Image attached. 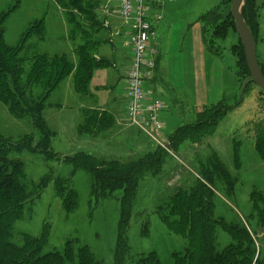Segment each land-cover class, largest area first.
I'll return each instance as SVG.
<instances>
[{
    "label": "rangeland",
    "instance_id": "1",
    "mask_svg": "<svg viewBox=\"0 0 264 264\" xmlns=\"http://www.w3.org/2000/svg\"><path fill=\"white\" fill-rule=\"evenodd\" d=\"M64 2L0 0V18L11 11L4 23L7 43L18 45L27 30L44 19L48 44L42 45L36 35H32L25 44L23 54L43 53V46H46L45 51H55L57 41L60 42L62 35L67 34L61 25L64 13L59 7L66 5ZM232 2L174 0L160 12L162 20L155 26V40L160 55L156 87L159 99L168 107L161 118L166 124L165 129L152 131L157 142L167 145L171 135L185 125V121L189 123L192 120L193 111L197 108L212 107L225 98L227 105L236 106L226 115L214 135L197 150L198 154L189 145H184L177 154L170 152L159 178L149 179L139 186L128 234L129 243L133 253H157L161 264H174L173 254L183 252L187 243L183 238L171 234L160 221L156 212L161 204L160 196L166 192L171 194L178 186L191 187L196 176L200 175L197 161L210 158L209 149L217 152L230 178L237 181L233 189L226 183L217 185L215 203L218 216L229 221H234L237 216L249 220L252 195H264V159L257 151L258 140H264V95L258 86L251 84L241 97V89L248 76L239 57V35L223 27V22L231 13ZM249 4L250 20L257 36L258 57L264 70V0H250ZM100 5V12L96 14L102 26L99 32L104 36L105 47H110L107 45L109 33L116 26L119 27L118 7L114 0H106ZM204 30L207 32L205 37ZM66 51L69 50L66 48ZM29 64L26 63V69ZM164 80L169 84H163ZM70 82L71 78L52 93L47 102L50 109L45 112L54 130L59 124L65 130L60 133V139L58 136L53 139L51 151L58 158L48 159L41 153L29 151L20 157H13L24 165L26 184L31 194L24 216L16 228L18 232L36 236L45 224H51L46 250L61 249L67 240L77 239L80 245L88 246L102 264H112L120 217L119 203L113 198L95 199L90 194L88 173L78 170L72 175L74 168L71 164H65L63 157L74 151V154L86 153L128 162L152 152L158 148V143L136 128L131 130L134 139L125 138V134L121 138V134L113 133L115 137L111 142L103 136L98 140L90 135H80L77 131L79 119L76 109L79 97L72 90L73 82L68 92L67 85ZM38 92L39 89L36 90ZM116 92L126 107L125 84L116 87ZM176 99L177 102L174 101ZM60 104H63L62 112L58 108ZM58 111L62 115L60 122L57 121ZM35 132L32 120L16 117L0 102V135L19 141ZM58 141L60 148L57 147ZM53 175L54 180L51 181ZM48 178V185L41 186ZM58 178L66 180V184L79 195V207L71 214L63 210L56 196L55 180ZM252 226H255L254 223ZM226 241L223 240L225 244Z\"/></svg>",
    "mask_w": 264,
    "mask_h": 264
},
{
    "label": "trees",
    "instance_id": "2",
    "mask_svg": "<svg viewBox=\"0 0 264 264\" xmlns=\"http://www.w3.org/2000/svg\"><path fill=\"white\" fill-rule=\"evenodd\" d=\"M64 1L66 5L63 6L71 9L66 14L71 25L70 35L81 42L75 49L77 64L67 55L23 54L31 34L44 35L43 28L39 27L44 20L29 28L18 45L11 46L6 41L4 27L11 11L0 18V102L16 117L32 120L36 130L19 141L0 135V264H102L89 247L80 245L77 239L67 240L61 249L46 250L51 224H45L36 236L18 232L16 228L24 216L31 194L26 184L24 165L13 157H20L29 151L41 153L48 159L58 158L51 151L55 133L44 116L47 102L52 93L70 77L75 79L77 93L88 94L95 71L103 66L95 57L99 43L91 40V32L101 27L96 14L100 4L106 0ZM249 1L246 0L245 17L257 40L250 20ZM223 27L237 32L232 11L223 22ZM205 36L207 32L204 30ZM205 42L210 51L206 38ZM239 57L249 77L242 43ZM28 62L30 64L26 69ZM226 100L203 109L197 115L195 124L180 127L170 138V150L177 154L184 145L200 150L226 115L236 108L227 105ZM90 117L89 123L80 128V134L95 135L105 130L106 121L98 119L96 115ZM263 147L264 140H258L257 151L264 159ZM209 151L210 158L198 159L196 166L200 175L196 176L191 187L178 186L171 194L166 192L160 196L161 204L156 210L160 221L171 234L183 238L187 243L183 252L173 254L174 264H264V237H259L264 233V195H252L249 220L237 216L234 221H229L218 216L215 203L217 185L226 183L233 189L237 181L230 178L217 152ZM169 155L158 145L152 152L128 162L86 153L63 157L65 164L73 166L72 175L78 170L88 173L90 194L95 199L113 198L119 203L120 217L112 264H161L157 253H133L128 234L140 184L159 178ZM49 182L50 178L43 181L41 186L46 187ZM55 183L56 196L63 210L67 214L73 213L79 207L77 191L61 178L56 179ZM253 223L255 226H252Z\"/></svg>",
    "mask_w": 264,
    "mask_h": 264
},
{
    "label": "crops",
    "instance_id": "3",
    "mask_svg": "<svg viewBox=\"0 0 264 264\" xmlns=\"http://www.w3.org/2000/svg\"><path fill=\"white\" fill-rule=\"evenodd\" d=\"M59 7L64 13V15L61 16L62 17L61 25H62L63 29H66L67 34L62 35L60 42H59V40L57 41L55 51H53V52L45 51L44 49L46 48V46H43L42 47L43 53H39V52H33V53L46 54V55H50V56L67 55L74 63L77 64V57H76L75 49H76V46H78V44L81 42L79 39L76 40L72 35H70V26L71 25H69V23H68L66 14L71 12V9L68 8L67 6H61V5ZM99 12H100V10H98V13ZM43 20L44 19H41L39 21H43ZM44 23H45V20H44ZM44 23L42 26V28L44 30L43 36L40 37L39 35H37L35 33L31 34V36L36 35L38 41H40L42 43V45H45L46 43L48 44V42L46 41ZM120 25L121 24H120V20H119V27H120ZM156 25H158V24H155L154 28ZM90 27H92V26H90ZM119 27L116 26L115 29L113 30V32L109 33V44H107V45H109L110 47H105L106 41L104 40V36H101V33L99 32V31H101L102 26L99 28H96L98 31L96 29L95 30L93 29L91 32V40L94 43H99L97 54L95 55V57H96L97 61L102 62L103 66L99 67V69H97L95 71V73L93 75V79H92L90 87H89L88 94L81 95V94L77 93L75 90V79H74V77H70L72 79L73 88H74L72 90H74L75 94H77L79 97V100H78L77 106H76V109L78 111V119H79L77 131H79V134H80V128L82 126H84L85 124L89 123L88 121L91 118L90 116L96 115L98 119L106 121L104 124L105 130L100 131L101 132L100 134L97 133L95 135H90V136L93 137L94 139H98V140H100L99 137L103 136L106 138L105 140H110L109 142L113 141V139L115 137V135L113 136V133L121 134L119 136L121 138H123L124 134H125V138H127V137L130 139L135 138L134 134L131 131L134 128L129 126V124L126 120V107L124 106V104H122L121 100H119V97H118L117 92H116V87H120V86L122 87L124 80H125V77H126V72L129 69V65L131 62L129 52H127L126 50L120 51L119 49L122 47L118 44L117 39L113 38V33H115ZM155 31H156V28H155ZM104 42H105V44H104ZM66 48L69 50L68 52L66 51ZM152 49L154 52V59L156 61V70H155L156 74L149 81V88L151 89L154 98L159 99L156 86L158 84L159 56L160 55H159V52L157 50L156 40L152 42ZM121 50H123V48ZM124 69H125V72H124ZM68 79H66L65 81H67ZM72 82H70L69 85H67L68 92H69L70 88H72L71 87ZM163 84H169V83L164 80ZM165 91L167 92L166 88H165ZM110 100H112V101L110 102ZM174 101L177 102L178 100L176 99ZM177 106L180 107L179 109H180V111H182L181 104L178 103ZM58 108H59V111L62 112L63 111V104L58 105ZM206 108H208V107H200V108H197L196 110H194L192 120L189 121V123H186V121H185V125H183V126L195 124L197 121V115L199 113H201L203 111V109H206ZM47 109H50V108H48V104H47L46 110ZM46 110H45V112H46ZM59 111H58L59 115L57 117V121L60 122V118L62 115L60 114ZM44 116H45V113H44ZM54 116H55V114H54ZM46 120H47V118H46ZM47 122H48V120H47ZM48 124L51 127L52 131L55 133V138H57V136L59 138L61 135L60 133L65 132V130L61 129L60 124L57 127H55L57 130H54L49 122H48ZM165 126H166V124H165ZM183 126H181V127H183ZM127 132H129V135ZM174 133L171 135V137L174 135ZM169 141H170V139H169ZM59 144H60V141L57 142L58 148H60ZM113 145H116V144L114 143ZM153 149H154V146L151 148V150H153ZM73 152L70 153L69 155H67L66 157H70L71 154H74ZM195 152L197 154L199 153L197 151V149L195 150ZM76 154H79V152H77ZM76 154L71 155V156H75ZM144 155H142V156H144Z\"/></svg>",
    "mask_w": 264,
    "mask_h": 264
},
{
    "label": "built area",
    "instance_id": "4",
    "mask_svg": "<svg viewBox=\"0 0 264 264\" xmlns=\"http://www.w3.org/2000/svg\"><path fill=\"white\" fill-rule=\"evenodd\" d=\"M172 2L174 0H114L121 21V28L114 37L128 50L131 59L123 83L127 120L132 127L154 139L152 131L164 129L160 116L166 109L161 100L154 98L148 86L156 70L152 49L156 39L154 25L159 24L162 20L160 12Z\"/></svg>",
    "mask_w": 264,
    "mask_h": 264
},
{
    "label": "water",
    "instance_id": "5",
    "mask_svg": "<svg viewBox=\"0 0 264 264\" xmlns=\"http://www.w3.org/2000/svg\"><path fill=\"white\" fill-rule=\"evenodd\" d=\"M246 0H233L232 15L235 27L244 48V54L250 76L243 83L241 97L243 98L247 87L253 83L264 93V73L258 57V44L252 29L245 17Z\"/></svg>",
    "mask_w": 264,
    "mask_h": 264
}]
</instances>
